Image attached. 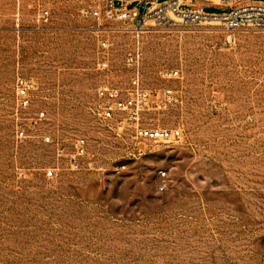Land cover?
I'll return each mask as SVG.
<instances>
[{
    "label": "rangeland",
    "instance_id": "1",
    "mask_svg": "<svg viewBox=\"0 0 264 264\" xmlns=\"http://www.w3.org/2000/svg\"><path fill=\"white\" fill-rule=\"evenodd\" d=\"M109 11L0 0V264H264V30Z\"/></svg>",
    "mask_w": 264,
    "mask_h": 264
},
{
    "label": "built area",
    "instance_id": "2",
    "mask_svg": "<svg viewBox=\"0 0 264 264\" xmlns=\"http://www.w3.org/2000/svg\"><path fill=\"white\" fill-rule=\"evenodd\" d=\"M132 4L143 5V12L129 10L128 6ZM196 4H202V7H196ZM206 6L229 9V13L209 14L204 11ZM109 14L120 11L123 14L135 13L141 14L139 23L145 19H151L158 25L169 24L170 21L177 18L182 24L193 27H202L207 25H221L228 34H233L241 30H264V3L249 2L248 0H172L161 3L159 0H107ZM177 75V74H176ZM105 96V93H101ZM18 96L21 98V105L28 106L27 90L25 84L21 82L18 90ZM109 98L114 99L112 94ZM122 107L121 103L117 104ZM112 108H107L105 118H111ZM44 117L42 113L40 115ZM141 135L151 141L174 142L181 139L182 134L179 129L175 130H151L141 131ZM44 143H53L50 137L44 139ZM86 153V141L78 139L76 142V155L83 157ZM76 164V161H73ZM48 176L52 177L53 172L49 171ZM163 192L164 188L161 187Z\"/></svg>",
    "mask_w": 264,
    "mask_h": 264
}]
</instances>
